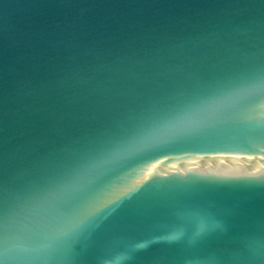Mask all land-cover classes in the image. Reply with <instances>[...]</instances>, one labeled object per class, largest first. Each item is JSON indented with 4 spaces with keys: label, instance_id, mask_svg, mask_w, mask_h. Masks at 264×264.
<instances>
[{
    "label": "water",
    "instance_id": "obj_1",
    "mask_svg": "<svg viewBox=\"0 0 264 264\" xmlns=\"http://www.w3.org/2000/svg\"><path fill=\"white\" fill-rule=\"evenodd\" d=\"M0 264H264V0H0Z\"/></svg>",
    "mask_w": 264,
    "mask_h": 264
}]
</instances>
